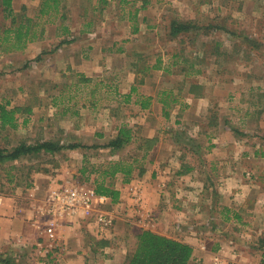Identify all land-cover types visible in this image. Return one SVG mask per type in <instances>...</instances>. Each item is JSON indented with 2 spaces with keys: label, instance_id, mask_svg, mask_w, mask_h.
<instances>
[{
  "label": "rangeland",
  "instance_id": "rangeland-1",
  "mask_svg": "<svg viewBox=\"0 0 264 264\" xmlns=\"http://www.w3.org/2000/svg\"><path fill=\"white\" fill-rule=\"evenodd\" d=\"M40 3L41 0H13L18 21L24 16H35ZM62 6L67 15L66 24L72 28L71 35L62 36L64 31L58 18L53 24H46L42 40L29 43L23 50L8 49L0 55V105L9 104V109L23 108L18 114V128H0V148H14L23 141L35 144L40 140L84 147L65 149L55 155H30L17 160L18 163L0 164V182L9 184L8 177L26 179L31 173L49 174L50 185L53 180L61 183L72 180L92 188L103 180L115 188H126L125 185L140 180L141 191H135L138 205L105 209L116 218L110 229L99 231L92 220L84 223L77 220L71 224V228H85L86 235H95L94 240L86 238L88 245L84 248L97 257L95 264H111L114 258L123 259L135 248L137 238L131 236L126 227L133 226V221L140 225L147 223L142 217L145 210L141 209V194L152 200L161 195L163 200L158 208L149 203L155 209L147 217L152 223L172 227V231L167 232L174 237L177 233L186 237L190 230L188 225L178 221L177 210L186 211L184 218L194 209L201 211L195 213L199 217L194 219V225L199 228L230 230L233 226L225 224L226 218L233 216L227 212L229 207H225L229 201L224 199L218 205L214 202V206L208 202L211 193L208 188L214 184L213 179L216 182L222 177V173L210 172L209 166L220 164L225 157L223 154L231 151L230 165L236 162L242 166L239 173L243 180L250 182L257 177V174H248L255 163L247 162L250 160L247 152L264 150V120L257 123V110L252 109L251 115H247V108L256 101L264 104V87L254 88L249 93L242 91V86L245 80L255 84L253 75L264 70V0H108V3L64 0ZM173 21L189 24V31L177 37L171 35ZM10 23L0 0V29L5 30ZM70 39L76 42L63 43ZM8 46L6 43L5 48ZM79 60H85V68L86 61L95 62L94 76L88 77L81 71L83 66ZM145 81L147 86H144ZM193 83L203 84L208 98L197 107L198 115L194 114L186 125H166L147 112L136 116L134 104L130 109L127 107L130 100L127 94L133 87H138L140 92L142 89L182 88V95H178L187 100L189 86ZM135 98L138 97L131 102H135ZM139 101L142 104L141 98ZM119 103L125 108L112 107L115 110L111 114L112 121L105 110L108 105L118 106ZM28 108L32 113L27 112ZM206 109L205 115L208 114L214 124L218 122L214 127L202 124L205 117L201 112ZM161 113L162 107L156 104L154 114L158 117ZM199 114L202 116L197 117L198 121ZM25 119H29L26 124ZM144 122L150 128L144 130ZM121 124L133 132L132 141L113 151L105 145L115 139L112 137ZM170 127L173 133L168 130ZM143 134L159 137L152 149ZM213 149L216 152L209 157L210 162L202 152L207 154ZM176 153L177 157L186 156L182 161L198 167L196 177L191 179L189 175L186 181L175 173L177 168L173 169L174 173H165L164 165L180 163L179 158H175ZM244 156L246 162L241 163ZM119 161L133 165V177L128 183L121 173L115 178L105 173L110 163ZM207 175L213 178L206 180ZM199 183L207 188L199 187ZM121 197L122 193L119 201ZM167 205L170 214L161 219L160 211ZM213 216L220 221L211 220ZM261 223L263 227L257 220L247 225L250 231L252 227L259 234L264 230V222ZM61 252L56 251L54 256L59 257ZM245 253L242 259L247 260L251 252ZM252 253L253 264H261L262 252ZM13 263L22 264L21 259L0 253V264ZM191 264L204 262L198 257Z\"/></svg>",
  "mask_w": 264,
  "mask_h": 264
},
{
  "label": "crops",
  "instance_id": "crops-1",
  "mask_svg": "<svg viewBox=\"0 0 264 264\" xmlns=\"http://www.w3.org/2000/svg\"><path fill=\"white\" fill-rule=\"evenodd\" d=\"M75 42L76 41L69 44H73ZM79 64H82L83 68L81 71L85 72L88 77L94 76L92 72L96 68L95 62L86 61V65H88L86 68L84 67L85 60H79ZM247 69L248 67L246 68V70ZM253 76L255 77L254 81L256 83L253 84L249 81L246 82L245 80L246 83L243 82L242 91H248L249 93H251L254 91V88L260 90V87H264V70L257 71V73H255ZM144 86H147L146 81ZM181 90L183 89H157V91L148 89L144 91L142 89V92H140L137 87L136 91L133 92L132 89V91L127 94V97L130 99L128 101L127 107H129L130 109V106L134 104L133 106L137 111L135 113L136 116L141 115L143 112L144 114L147 112L148 116L154 115V117L161 120V122L166 125H171L172 123L175 126H180L182 124L186 125V121H190L194 114L198 115L197 107L201 106V104L207 100L208 96L203 94L202 97H193L189 94L186 97L187 100H185L184 97L179 96L182 95ZM135 96L141 98L142 104L140 101L137 102L138 98H135V102L133 100L134 103L131 102L132 98H134ZM156 104L162 107L161 116L158 114V117L154 114ZM241 105H243V108L245 107L244 102H241ZM112 107H125L124 104L121 103H119L118 106H114L111 104L107 106L105 111L109 112L110 119L114 121V117L111 116V114L112 112L115 113V110ZM252 109L257 110L258 113V122H256H262L264 120V104H260L258 101L249 104V107L247 108V115H251ZM172 110L174 111L173 114ZM178 110L180 113L177 112ZM184 110H186V112L188 113L184 114ZM207 110L208 109L201 112L202 114L204 112L205 117V119L203 118V120L205 121L202 124L206 123L208 127H214L218 124V122H215L214 124V120H212V118H209L207 116L208 114L205 115L207 113ZM183 115H185V118H183ZM200 116L202 115L199 114V116H196V118ZM130 120L129 122H131ZM199 120L200 119H198V121ZM245 120L248 121V117H246ZM142 124L146 126L144 127V130L148 127L150 128V125H148V123L144 122ZM192 125L194 126V124ZM122 127H125V124L120 125L119 129H117L118 132L116 136L112 138H116L118 136L119 130ZM172 129V127L168 129L170 130V133H173ZM153 130L151 128V131ZM143 136L145 140L151 142L150 149L153 148L152 144H155L159 141V137L155 134H151L148 136L147 134H143ZM215 152L216 150L213 149L209 150L207 154H205L204 152H202V154H204L205 157L209 158L210 156L215 155ZM247 153H249L248 158L250 159L247 160V162L255 163L254 166L252 165L253 170H250L248 174L251 176L257 174L256 179H252L250 180V182L248 180L244 181L242 175L239 173L242 166L236 165V162H232V164L230 165L232 160V157H230L231 151L223 154L225 155V157L223 158V161H220V164L209 166L210 172L222 173V177L219 181L217 180L216 182L215 179H213L214 184H210L211 186L208 189H210L211 193L208 202L212 205L215 202L216 205H218L220 204V201H224V199L229 201L228 203H225V207H229L227 212H229V215L232 214L233 216L228 217V219L226 218L225 224L231 227L233 226L235 228L232 227L231 229L229 228L230 230H225L223 232L218 228H213L210 230L199 228L198 226L194 225V219L196 217H199V215H196L195 213L199 214L201 213V211L194 209L193 212L186 213L187 217L184 218V212L186 211L177 210L175 212L179 213L178 221L180 223H183V225H188L190 230H188L189 233L186 237H183L182 234H179L178 236V233L174 237L172 234L167 232L168 229L171 230L172 227L168 226L167 228V225L163 223L162 225H160V223L158 222L152 223L147 217L149 216V213L153 212V210L155 209L152 208L154 206H151L150 204H153L158 208L160 200H163V198H161V195H158L154 198V200H152L149 197L147 198V196L141 194V209L145 210L143 211L144 214L146 213L145 215L142 214V217L147 220V223L146 221H144L140 225L139 223H136L137 221H133V226L129 225L126 227L127 230L130 231L131 236H135L137 238V235L143 229H149L162 235L185 241L195 247V254L192 261L200 257V261L204 262V264H253V251H258V255L259 252H262L261 260L259 261H261V264H264V230H261L260 233L257 234L253 231L252 227L251 232L250 227H248L247 225L248 222H253L255 220L260 222L259 226L262 225L261 221L264 222V150L255 149ZM174 155L176 160H178L179 158L180 163H178V165L176 166L170 164L164 165L163 167L166 168L165 173L166 171L169 172V174L174 173L173 169L177 168V172L175 173L181 178H185L189 175H191V179H193V177H196L194 173H197L198 167L192 164L189 165L186 161H182V158L184 159V157L186 156H182V154H179V156L177 157L178 153ZM253 159L255 160V162L253 161ZM171 160L172 159H170V161ZM209 161L211 162L212 159H210ZM245 162L246 160L244 156L241 160V163ZM15 163L18 162L16 161ZM185 165H189L191 169H185ZM204 170H208L206 166ZM209 177L213 178L212 175H207L206 180H208ZM49 178V174L41 173L38 175L31 173L27 176L26 179H21L18 176L12 175L10 178L8 177L7 182H9V184L0 182V253L4 252L6 256L9 255L10 258L12 257L15 260L21 259L22 264H95L94 262L96 256L91 252H86L87 250L84 248L88 245L85 241L87 237H91L93 240L96 237L94 234H84V231H86L85 228H71L69 225H65L59 231L58 242L55 244L56 247L54 249L53 247H51V243L49 240L41 239L44 231V225L42 223V220L38 218L37 204L40 200L45 198L50 189V184L48 182ZM185 180L187 181L186 178ZM138 183H141L140 180L134 183L132 182L130 183V185H125L126 188L129 186L127 190L123 187H117V189H119L122 193L121 201L117 203L110 202L102 206V209L105 210L110 206H113L117 209V207H124L128 204L135 205V203L138 205L139 201L137 199V195L135 194V191L137 192V189L141 191L139 187L140 185L138 186ZM198 185H200L199 187H205L204 189L207 188L206 185L201 186L200 183ZM169 208L170 207L167 205L164 206L163 210L160 211L161 213L159 215L161 219L164 217H168L170 211L167 210H169ZM213 210L209 213H212ZM111 214L114 216V213ZM212 219L220 221V218H217L215 216L211 217V220ZM143 226H145V228ZM237 228H239V230ZM240 228H246V230L241 231ZM39 243L42 244V247L39 246ZM61 250L63 252L60 253L59 257L54 256L56 251L60 252ZM92 251L95 252V250ZM247 251H250L251 254H247V260H244L242 259V253L245 255V252ZM126 257L127 256H124L123 259H121L120 257L119 259L114 258L111 264H126ZM192 261L190 262V264L192 263Z\"/></svg>",
  "mask_w": 264,
  "mask_h": 264
},
{
  "label": "trees",
  "instance_id": "trees-1",
  "mask_svg": "<svg viewBox=\"0 0 264 264\" xmlns=\"http://www.w3.org/2000/svg\"><path fill=\"white\" fill-rule=\"evenodd\" d=\"M63 1L41 0L40 8L35 13V16H24L21 21H18L19 17L13 8V0H2L5 15L11 19V23L5 30L2 31L0 29V55L8 49L23 50L29 43L42 40L46 34V24H53L58 18L61 20L60 25L64 31L62 36L71 35L72 28L66 24L67 15L64 11L65 9H62ZM102 1L108 3V0ZM45 17H47V20H44ZM189 29V24L173 21L171 35L177 37L181 33L189 31ZM74 41L75 39H70L65 40L63 43H72ZM6 43H8L9 48H5ZM155 67L159 68L160 66L156 65ZM204 89L203 84L193 83L189 86V94L193 97H202ZM134 91H136V87L133 88ZM8 105H0V128L6 129L9 127L16 129L20 125L18 114L23 108L17 106L9 109ZM27 112L32 113V109L28 108ZM28 120L25 119L23 123L26 124ZM130 141H132V131L126 127H122L119 130L118 136L105 145V147H110L115 151L130 143ZM81 147L84 146L81 144L66 145L60 141L53 140H40L35 144L23 141L14 148H0V164L21 160L23 157L30 155H55L65 149L76 150ZM109 165L110 169L105 172L106 175L115 178L116 175L121 173L125 177V182L131 181L134 171L133 165L126 164L124 161L112 162ZM184 168L191 169L189 165H185ZM95 190L98 195L110 198L112 203H117L120 199L121 191L111 183L107 184L105 180L102 182L98 181ZM135 245V248L126 257V264H190L195 254V247L190 243L162 235L152 230L141 231L137 235Z\"/></svg>",
  "mask_w": 264,
  "mask_h": 264
},
{
  "label": "built area",
  "instance_id": "built-area-1",
  "mask_svg": "<svg viewBox=\"0 0 264 264\" xmlns=\"http://www.w3.org/2000/svg\"><path fill=\"white\" fill-rule=\"evenodd\" d=\"M110 202V198L98 195L95 188L72 180L62 183L53 180L45 198L37 204L38 218L44 225L41 239L49 240L54 249L60 229L77 220L81 223L92 220L99 231L110 229L115 217L102 209Z\"/></svg>",
  "mask_w": 264,
  "mask_h": 264
}]
</instances>
